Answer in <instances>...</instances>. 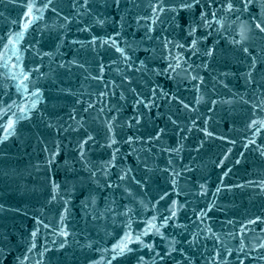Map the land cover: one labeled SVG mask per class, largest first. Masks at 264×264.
<instances>
[{"label":"water","instance_id":"95a60500","mask_svg":"<svg viewBox=\"0 0 264 264\" xmlns=\"http://www.w3.org/2000/svg\"><path fill=\"white\" fill-rule=\"evenodd\" d=\"M228 2L0 0V264H264V0Z\"/></svg>","mask_w":264,"mask_h":264},{"label":"snow or ice","instance_id":"6c2138e0","mask_svg":"<svg viewBox=\"0 0 264 264\" xmlns=\"http://www.w3.org/2000/svg\"><path fill=\"white\" fill-rule=\"evenodd\" d=\"M85 2H86V0H85ZM251 2H252V0H243V7L247 8L248 4L251 3ZM33 7H34L33 4H28L27 5V11L24 13V15L28 16V17H31ZM43 7H48V5L45 4ZM181 7H190V5L183 4V5H181ZM223 7H225V9L227 11H231V10H233L234 5L231 3V0H229V2L227 4L223 5ZM159 10L163 11L164 9H163V7H161ZM153 11L154 12L156 11L155 7H153ZM212 15H213V18L215 19V13L214 12L212 13ZM201 16L202 17L204 16L203 12L201 13ZM205 23H207V21H205ZM217 23H219V21H217ZM24 27H27V24H25ZM255 28L259 29L261 32H264V27H262L261 23H256L255 24ZM9 41L12 42L11 38H9ZM195 44H196V41L193 40L190 46H195ZM5 47H7V46H5ZM117 51H120L121 53H123V49L117 48ZM244 51L247 52L248 50L244 49ZM36 91L39 92V89H37ZM34 106L35 105L33 104V107ZM20 111L24 112L25 109L21 108ZM13 123L14 122L12 120H9L8 127L11 128ZM256 125H259L260 128H264V120H252L250 126L255 127ZM257 130H259V128ZM6 131H7V129H6ZM157 135H159V134H157ZM129 139H131V138H129ZM121 179H123V177H121ZM109 187H111V185H109ZM173 204H175V201H173ZM172 215L173 216L175 215L174 211L172 212ZM61 219H63V217H61ZM149 231H151V228H149ZM61 234L62 235H67V233L64 232V231H62ZM33 235H35V233H33ZM126 238H127L128 241L131 240V237H126ZM139 239L140 238L137 236L136 240H139ZM148 247H151V245H148ZM113 250H114L116 256L123 255L125 250L131 251V249L127 248V244L126 243H122L120 245H113ZM113 258H115V256ZM109 264H111L110 261H109Z\"/></svg>","mask_w":264,"mask_h":264}]
</instances>
